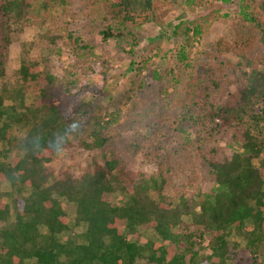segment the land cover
I'll return each instance as SVG.
<instances>
[{"label":"trees","instance_id":"1","mask_svg":"<svg viewBox=\"0 0 264 264\" xmlns=\"http://www.w3.org/2000/svg\"><path fill=\"white\" fill-rule=\"evenodd\" d=\"M92 1L104 5L109 15L97 31L99 46L111 39L119 52L122 48L131 56L141 39L140 27L162 24L164 9L180 8L175 22L167 24L169 35L181 39L170 56L181 67L152 71L158 100L134 109L130 140L116 151L103 150L110 143L112 121L108 110L91 100L70 108L52 102L36 107L24 102L22 88L12 96L18 104H5L0 94V264H241L242 257L236 260L239 250L249 253L253 264H264V0H239L231 42L216 43L218 53L236 61L208 64L202 71L189 57L220 14L189 19L195 0ZM66 4L0 0V76L15 33L29 22L41 25L62 16L72 60L66 72L77 90L85 89L84 68L106 77L107 59L98 56L99 67L89 64L95 44L68 29L80 17ZM126 44L128 50L122 47ZM147 60L131 63L137 75L149 70ZM192 72L198 74L189 83ZM18 73L23 83L34 80L38 63L23 62ZM170 82L174 88H188L187 103L180 92L171 101ZM72 119L80 121L81 131L62 153L83 151L91 157L78 172L63 170L53 178L58 154L46 142ZM182 122L194 140H175L173 132ZM227 131L235 150L218 157L213 143ZM32 139L39 140L36 150L28 143ZM95 150L100 152L89 154ZM197 154L208 166L211 188L188 194L182 179L190 177ZM138 160L154 169L147 173L137 168ZM62 200L73 207L72 226ZM82 225L80 232L74 231ZM137 228L153 229L156 238L138 242ZM67 231L71 235L62 238Z\"/></svg>","mask_w":264,"mask_h":264},{"label":"rangeland","instance_id":"2","mask_svg":"<svg viewBox=\"0 0 264 264\" xmlns=\"http://www.w3.org/2000/svg\"><path fill=\"white\" fill-rule=\"evenodd\" d=\"M198 1V4H196ZM64 6L76 13L80 18L71 21V26L68 29H75L82 34L84 39L92 41L94 45V56H92V65L98 66L97 57L106 58L110 63V69L106 77H102L95 72H90L84 68L81 75V82L84 83L85 89L77 90V82H73L67 72L68 64L72 61L69 54L66 53V44L63 28L62 16H55L50 20H46L41 25L27 23L22 32L15 33L12 37V44L5 52V73L0 76V94L4 96L5 104H18L19 99L12 98L17 89L22 88L24 93V102L32 106H40L44 103L52 102L61 105L64 108H70L74 103L91 100L97 106H103L108 110L109 123L108 134L110 143L104 149L118 150L119 147L126 141L130 140L131 121L137 115L134 109L150 106L154 101L158 100L157 90L158 83L152 76V71L161 72L164 67H174L175 71L180 69V64L176 66L170 56L178 49L181 39H176L169 35L170 26L167 22H175L177 15L180 13V8L174 7L173 10L167 12L164 9L160 17L162 24L151 22L143 25L138 29L140 32V41L134 48V55L131 56L115 48L114 41L109 40V44L99 46L102 43L98 37L97 31L103 27L107 21L104 16L108 9L102 4H95L92 0H66ZM239 0H231V3H223L221 1L195 0L194 12L188 14L189 19L196 16L208 15L212 12L220 14L215 20L207 33L196 41L193 48V54L189 57L192 63L196 64V69H202L208 64H215L225 59L236 61L235 57L220 54L216 51V43L223 41L229 44L233 38V14L237 9ZM30 20H33V15H30ZM172 22V23H173ZM124 49L128 50L129 46L123 45ZM149 61V70L145 69L140 74H136L131 63H142L143 60ZM35 61L38 63L40 73L34 80H27L24 83L20 78L18 69L23 62ZM84 66H88L84 64ZM99 67V66H98ZM194 69V70H196ZM198 73L192 72L189 83H193L195 76ZM72 81V82H71ZM168 89V95L171 101L174 100V95L181 93L184 103L190 99L188 88H174V84ZM177 110L179 108L176 107ZM175 110V108L173 109ZM175 113V112H174ZM168 114V113H167ZM174 116V114H169ZM174 138L178 142H186L194 140L193 133L189 129L186 122H182L178 126L177 131L173 132ZM217 147L218 157L224 155L230 156L235 150V141L233 142L229 132L221 135L220 139L213 143ZM100 150L91 151L89 154H98ZM12 155L20 154L18 151H13ZM86 152H65L59 153L57 161L54 164L53 178L59 177L63 170L78 172L88 162L91 156L87 157ZM139 157V156H138ZM140 158V157H139ZM194 162L189 166V178L182 179V188L188 194H193L197 191H208L211 188V182L208 176V166L203 161L199 154L193 156ZM256 161V159H254ZM137 168L143 169L147 173L151 172L154 167L148 164H142L139 160ZM185 172V170H183ZM186 173V172H185ZM3 189H8L7 185H2ZM63 206L67 208L69 224L73 223V207L68 205L65 200H62ZM82 226L74 227L75 232H80ZM137 236L129 234L128 237H134L140 243L148 239H155L156 233L153 229L137 228ZM71 235L70 231L62 234V238ZM242 257L241 264H253L252 256L243 251H238L236 260Z\"/></svg>","mask_w":264,"mask_h":264},{"label":"clouds","instance_id":"3","mask_svg":"<svg viewBox=\"0 0 264 264\" xmlns=\"http://www.w3.org/2000/svg\"><path fill=\"white\" fill-rule=\"evenodd\" d=\"M80 131V121L78 119L67 121L60 131L53 133L47 140L46 146L53 153H62L69 139L79 135ZM28 143L31 144L34 150L38 149L40 146L38 139H32L28 141Z\"/></svg>","mask_w":264,"mask_h":264}]
</instances>
